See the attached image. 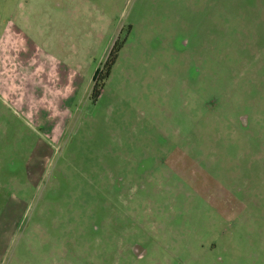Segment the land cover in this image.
Returning a JSON list of instances; mask_svg holds the SVG:
<instances>
[{
	"label": "rangeland",
	"instance_id": "1",
	"mask_svg": "<svg viewBox=\"0 0 264 264\" xmlns=\"http://www.w3.org/2000/svg\"><path fill=\"white\" fill-rule=\"evenodd\" d=\"M15 29L75 89L0 99V264H264V0H0L3 77Z\"/></svg>",
	"mask_w": 264,
	"mask_h": 264
},
{
	"label": "crops",
	"instance_id": "2",
	"mask_svg": "<svg viewBox=\"0 0 264 264\" xmlns=\"http://www.w3.org/2000/svg\"><path fill=\"white\" fill-rule=\"evenodd\" d=\"M7 32L1 33L3 34L1 38L3 41L0 44V55L2 57L0 59V71L8 67L5 63L4 54L7 53L9 48L14 47L13 45H8L9 39L5 42ZM15 34L18 37L17 40L23 43V46H21V44L19 45L18 50L17 47L11 49L12 51L17 50V56L19 57L16 66L17 70L16 68L13 69L14 72L16 70L17 74L12 77H10L11 75H9V77L8 75L3 77V74H0V99L7 101L8 96H6L5 92L8 91L9 100L7 102L13 107L26 109L29 115L33 114L35 111L38 112L37 108L40 109V107L42 109L48 108L56 112L57 102L71 96L74 92L75 87L73 85L74 82H72V75L68 74V72H61L59 70V62L52 56L46 55V58L43 60H38L36 58L31 59L28 54L22 57L20 54L22 52H27L24 46L25 39L17 30ZM37 50L38 47L35 48V51ZM39 53L41 52L39 51ZM18 62H21V64H18ZM26 69H28V71H26ZM3 79L10 82V84L8 83L9 86H7L8 84H6ZM58 82L65 83L63 89L57 86L55 88L51 87L55 86ZM48 83L51 85L49 86ZM39 88H47V91L51 93V98L48 99L47 96H42ZM9 92L13 95L9 94ZM14 92H17L16 95Z\"/></svg>",
	"mask_w": 264,
	"mask_h": 264
},
{
	"label": "trees",
	"instance_id": "3",
	"mask_svg": "<svg viewBox=\"0 0 264 264\" xmlns=\"http://www.w3.org/2000/svg\"><path fill=\"white\" fill-rule=\"evenodd\" d=\"M116 48L117 45H115L114 48L112 49L110 56L107 58V60L103 65V68H100L93 77L94 85L92 87L90 97L94 101H97V99L101 96L105 80L109 77L111 73L112 66L115 63V55H117V52H115Z\"/></svg>",
	"mask_w": 264,
	"mask_h": 264
}]
</instances>
